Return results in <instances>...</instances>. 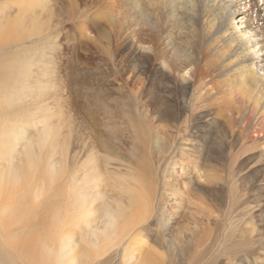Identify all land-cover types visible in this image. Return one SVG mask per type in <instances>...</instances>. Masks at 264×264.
I'll list each match as a JSON object with an SVG mask.
<instances>
[{
	"label": "bare ground",
	"instance_id": "6f19581e",
	"mask_svg": "<svg viewBox=\"0 0 264 264\" xmlns=\"http://www.w3.org/2000/svg\"><path fill=\"white\" fill-rule=\"evenodd\" d=\"M40 1L11 4L30 12ZM71 2L68 19L81 22L91 45L115 68L129 96L127 111L143 123L132 131L141 158L123 157L108 143L91 145V192L74 198L78 211L73 206L69 222L54 225L51 204L83 182L84 165L61 168L51 128L24 140L11 135L7 144L0 136V264H79V242L87 248L81 264H218L224 249L231 255L227 264L249 257L264 264V0ZM35 15L13 18L14 35L23 23L32 27L29 39L49 31L53 12L45 11L43 21ZM39 172L44 187L31 189ZM179 195L201 214L216 208L231 244L218 245L207 215L203 235L190 231L182 241L187 247L171 248L157 237L155 252L135 259L146 248L137 247L140 237L168 223L163 199L176 202ZM35 228L44 232L32 233Z\"/></svg>",
	"mask_w": 264,
	"mask_h": 264
},
{
	"label": "rangeland",
	"instance_id": "374dc122",
	"mask_svg": "<svg viewBox=\"0 0 264 264\" xmlns=\"http://www.w3.org/2000/svg\"><path fill=\"white\" fill-rule=\"evenodd\" d=\"M14 1H19L18 6L22 5L20 0H0V97H5L4 100H0V104L4 102L0 106V130H4L3 133L0 131V136L3 139L2 142H11L14 134H18L20 139L24 140L36 136L39 129L51 128L58 135V151L61 154L55 156L57 158L55 161L60 162L61 168L63 166L70 170L84 165V173H81V179L86 180L83 179L80 185L71 188L70 190L73 192L68 190L61 193V196L58 197L60 200L57 199L51 204L54 207L52 223L54 225L57 222L66 223L73 216V210L78 211V200L75 201V199H79L82 196L80 193L84 190L91 192V145L98 147L100 144L108 143L123 157L129 158L136 154L141 158L140 152L134 147V132L132 131L135 130L133 125L142 127L143 123L134 112L127 111L129 96L115 68L91 45V42L84 35L85 28L82 27L81 22L68 19V5L72 3L71 0L40 1L43 6L39 7L37 3L35 11H30L32 13L25 11L24 7L19 8L17 5H13ZM45 11H52L54 15V22L49 31L38 33L39 35L29 39L25 36L32 27L23 23L21 28L16 29L17 34L14 35V30H12L14 26L11 25L13 18L32 16L35 12L34 17L40 16L42 20ZM58 19L63 21L60 23ZM261 26L264 27V24ZM4 31L16 41L12 42V38L10 41L3 40L1 36L5 34ZM261 42L264 45V40ZM45 63H49L48 71L45 69ZM21 74L27 76L22 75L21 77ZM13 92L16 93L14 97H12ZM105 112H108L109 115H106ZM45 121H49L48 124ZM8 135L9 137H7ZM7 142L5 143L7 144ZM62 151L64 152L63 155L67 154L65 155V162H62V159L64 161ZM254 163L252 162L251 165ZM39 173V177L42 179L37 177L31 182V189H35L39 185L44 187L43 173ZM86 173L89 177L86 176ZM88 181L90 182L88 183ZM34 184L37 186L34 187ZM45 194L44 191L43 196L40 197L43 201L47 198ZM178 198L180 199L176 202L172 197L169 200L168 198L163 199V204L161 203L163 206L161 204L160 206L162 208L165 206L164 211L170 214L168 223L166 226L159 225L160 231L158 233H155L157 231L153 229L147 235L144 233L145 236L141 234L142 237H140L141 240L137 247L139 248L143 243L146 248H139L138 250L142 251V254L137 252L135 259L144 258L145 255L155 252L153 243L157 237H160L162 242L171 248L176 243L182 246L186 245L182 244V241L189 240L192 231L196 236L198 235L197 237H200L207 227V215L212 216L209 229L213 234L216 232L218 245L219 243L224 246L231 244V231L229 232L226 226L217 223L216 208H212L215 213L202 210L203 214H201L197 207L192 204L190 198L183 200L180 195ZM59 201L60 205L58 204ZM86 201L91 203V198ZM178 201H183V204H178ZM29 204H31L30 201ZM62 210H65L64 213ZM157 216L154 219L155 223L158 220ZM227 218L233 219L232 216ZM36 232L38 235L44 231L35 228L32 233L36 234ZM35 239L38 238L35 237ZM77 248L75 254L78 262L82 263L80 254L87 248L82 242L78 243ZM28 249L30 251L29 247ZM217 255L220 257L218 264H227L231 260V255L225 249ZM250 260H252L250 257L243 260L244 264H251ZM80 262L79 264H81Z\"/></svg>",
	"mask_w": 264,
	"mask_h": 264
}]
</instances>
